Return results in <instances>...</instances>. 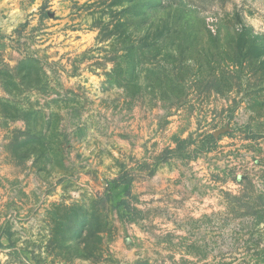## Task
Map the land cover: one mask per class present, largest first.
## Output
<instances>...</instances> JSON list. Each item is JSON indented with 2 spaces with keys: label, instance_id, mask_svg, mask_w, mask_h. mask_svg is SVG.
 Listing matches in <instances>:
<instances>
[{
  "label": "rangeland",
  "instance_id": "1",
  "mask_svg": "<svg viewBox=\"0 0 264 264\" xmlns=\"http://www.w3.org/2000/svg\"><path fill=\"white\" fill-rule=\"evenodd\" d=\"M0 264H264V0H0Z\"/></svg>",
  "mask_w": 264,
  "mask_h": 264
}]
</instances>
